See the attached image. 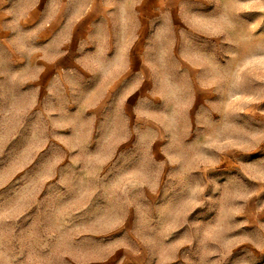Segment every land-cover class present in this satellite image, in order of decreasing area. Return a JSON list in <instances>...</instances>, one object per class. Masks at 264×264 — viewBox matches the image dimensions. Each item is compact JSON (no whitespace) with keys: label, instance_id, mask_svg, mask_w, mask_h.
I'll return each mask as SVG.
<instances>
[{"label":"rangeland","instance_id":"obj_1","mask_svg":"<svg viewBox=\"0 0 264 264\" xmlns=\"http://www.w3.org/2000/svg\"><path fill=\"white\" fill-rule=\"evenodd\" d=\"M112 1L52 82L0 36V264H264V0Z\"/></svg>","mask_w":264,"mask_h":264},{"label":"crops","instance_id":"obj_2","mask_svg":"<svg viewBox=\"0 0 264 264\" xmlns=\"http://www.w3.org/2000/svg\"><path fill=\"white\" fill-rule=\"evenodd\" d=\"M121 3L124 7L127 2ZM115 7L112 0H0V36L15 31L29 39L34 79L52 82L77 66L82 41L91 31H97L99 39L114 37L105 32L113 29L110 17Z\"/></svg>","mask_w":264,"mask_h":264}]
</instances>
